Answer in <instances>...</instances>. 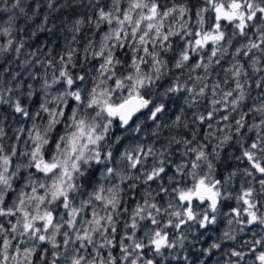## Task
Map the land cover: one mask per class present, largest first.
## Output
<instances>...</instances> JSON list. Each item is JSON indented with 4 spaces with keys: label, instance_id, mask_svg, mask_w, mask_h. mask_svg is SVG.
Listing matches in <instances>:
<instances>
[{
    "label": "snow or ice",
    "instance_id": "obj_1",
    "mask_svg": "<svg viewBox=\"0 0 264 264\" xmlns=\"http://www.w3.org/2000/svg\"><path fill=\"white\" fill-rule=\"evenodd\" d=\"M0 5L24 12L21 0ZM93 7L58 57L49 49L37 61L43 76L0 73V116L18 122L6 146L0 119V264H193L190 247L220 222L204 257L264 264V0H199L194 12L188 0ZM14 19L0 24V56L25 47ZM85 24L106 30L81 55L73 45ZM181 128L190 138L177 132L156 147L163 129ZM227 148L236 163L222 174Z\"/></svg>",
    "mask_w": 264,
    "mask_h": 264
},
{
    "label": "trees",
    "instance_id": "obj_2",
    "mask_svg": "<svg viewBox=\"0 0 264 264\" xmlns=\"http://www.w3.org/2000/svg\"><path fill=\"white\" fill-rule=\"evenodd\" d=\"M15 0H9V3H14ZM109 3V0H53V7H48V0H21V7L24 8V12L21 13L19 9L13 10L12 13L0 11V22L3 19H9L10 16L14 15L15 19L13 20L14 35L18 38H22L25 41V47L21 50L19 56L16 53L10 52L4 56H0V73L4 71L5 68L12 70L16 68V72L24 68L30 67L33 62L38 60L43 62L46 60L45 53L49 52V49H52V56H57L65 48L66 40L71 39V33L68 32V27L71 26L73 21L77 18L89 16L95 17V12L97 9L93 5L99 4L103 7L105 4ZM189 6L192 8V11H195V7L199 5V0H188ZM0 8H3V5H0ZM45 18L46 21H45ZM43 26L44 31H41L40 28ZM227 31L231 33V29L228 28ZM100 32V29H95L91 25L85 24L82 32L78 35V44L73 46L79 47L81 49V55H83L82 49L88 39L97 36ZM35 33V35H33ZM251 35V33H250ZM246 42V41H245ZM239 39L236 40L234 45H238ZM234 45L230 47V53L222 62L225 67L229 66V61H231V52L234 51ZM123 54V50H120ZM36 52L37 55L33 56L32 53ZM51 58V57H47ZM242 61L246 58L241 57ZM264 66V64H262ZM251 72V69H249ZM260 74H257V76ZM220 79L223 78V73H220ZM211 79H217L216 73L213 72ZM165 87L167 86L166 80L160 82ZM162 90V89H161ZM260 90L252 89V95H257ZM181 102H176L175 104L170 103V111L165 115L164 122L170 123L179 111V105ZM252 100L246 101L247 105H251ZM203 110V109H201ZM244 110H247L246 108ZM191 113V111H190ZM140 119L144 120L145 117L141 116ZM153 127L151 121H146L144 124V132L141 134L145 137L146 142H151V128ZM190 129H196L195 125H190ZM206 130V125L203 129H200L198 132V139L203 140L204 131ZM113 132L116 135L122 134V130L117 128L113 129ZM177 132L186 135L190 138L191 132L184 129H163L160 139L156 142V147L159 148L161 144H166V138L171 135L176 134ZM115 137L113 136V139ZM127 143V140L124 141ZM122 148L123 145H120ZM211 149L209 148V151ZM234 150L227 148L222 152L221 160L218 162V167L221 170L222 174H226L227 171H231L232 166L236 163L234 160L229 159V155H234ZM178 155V154H177ZM201 245V243H199ZM199 244H195L190 247V259L195 264L200 256H196L195 250ZM199 245V246H200ZM202 247V245H201ZM197 260L195 261V259ZM175 264L173 261H166L165 263ZM195 262V263H194Z\"/></svg>",
    "mask_w": 264,
    "mask_h": 264
},
{
    "label": "rangeland",
    "instance_id": "obj_3",
    "mask_svg": "<svg viewBox=\"0 0 264 264\" xmlns=\"http://www.w3.org/2000/svg\"><path fill=\"white\" fill-rule=\"evenodd\" d=\"M6 21H8V19H3L2 22H0V24H3L5 23ZM231 29V28H230ZM106 30V27L105 26H102L100 28V32H98L99 34L93 38H90L88 40H93V41H99L100 39V36L103 34V31ZM232 30V29H231ZM239 39V38H237ZM87 40V41H88ZM236 42V40H234L233 42V45L234 43ZM236 45H234L235 47ZM231 50V49H230ZM230 63V61H229ZM2 77L4 79H10L11 78V75L12 74H15V73H20V77L18 79H24V80H27V77L29 76V74H32V73H39L41 76H43L44 74V69L42 67H40V64L37 63V62H33L30 67L28 68H24L22 70H20L19 72H16V68H12V70H9L8 72H4L2 71ZM28 82H32V83H35V81H28ZM37 102H39V98L37 97ZM181 102L179 106H181L182 104V101H179ZM188 111V116L189 118L191 117V113H190V110H187ZM0 119H3V123H4V126H5V130L7 132V136L5 138V141H6V146H10L11 143H14L15 142V136H14V133L12 131L13 128L17 127L18 126V122L16 120L13 119V117L11 115H6V118H4V116H0ZM39 122V121H38ZM251 122V121H250ZM30 123L31 122H28L27 125H25L26 127L27 126H30ZM60 128H63V125H60L59 126ZM21 148H22V144L19 145ZM211 149V144H210V147ZM211 151V150H210ZM235 154V153H234ZM131 196V193L129 194ZM218 227V228H217ZM215 229V231H214ZM218 233L216 232V230H218ZM225 229V223L224 222H220L218 225H214V226H211L208 233H206V235L204 236L203 240L199 241L198 243L196 244H199V243H202L201 245H203L205 242H207V245L206 246H203L204 247H207L209 243H211L212 240H215V239H218L219 238V235L220 233ZM258 230V229H257ZM217 233V234H216ZM248 234V233H247ZM244 235L246 234H243L241 237H243ZM228 245L229 244V241H228ZM227 245V241L225 242V247H229ZM201 247H197V249L195 250V254L196 256H200V258L197 260V258L195 259V261L197 260V262L195 264H200V261L201 260H205V263L207 264H216L217 260H221V251L222 250H215V254L212 255L210 258H207V257H204L199 251L198 249H200ZM167 264V263H165Z\"/></svg>",
    "mask_w": 264,
    "mask_h": 264
},
{
    "label": "flooded vegetation",
    "instance_id": "obj_4",
    "mask_svg": "<svg viewBox=\"0 0 264 264\" xmlns=\"http://www.w3.org/2000/svg\"><path fill=\"white\" fill-rule=\"evenodd\" d=\"M218 228V227H217ZM214 231H215V229H214ZM218 231H219V229L218 230H216V232L218 233ZM216 233V234H217ZM243 234H241L240 236H239V240H240V242H242L243 240H245V239H250L251 238V232H248V234H246V235H244L243 237H241ZM234 242H231V241H229V244L230 245H228V241H227V245L228 246H231L232 244H233ZM202 244V243H201ZM200 245V244H199ZM198 245V247H201V245L199 246ZM207 245V242H205L203 245H202V247L201 248H203V246H206ZM200 258V257H199ZM167 264H170V262L169 263H167ZM171 264H172V262H171ZM205 264H207V263H205Z\"/></svg>",
    "mask_w": 264,
    "mask_h": 264
}]
</instances>
